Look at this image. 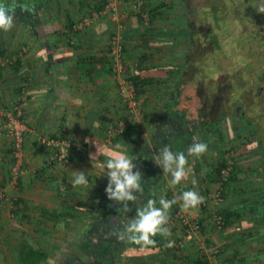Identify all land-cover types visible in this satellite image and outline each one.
I'll return each instance as SVG.
<instances>
[{
  "label": "crops",
  "instance_id": "crops-1",
  "mask_svg": "<svg viewBox=\"0 0 264 264\" xmlns=\"http://www.w3.org/2000/svg\"><path fill=\"white\" fill-rule=\"evenodd\" d=\"M62 2L47 0L42 4L40 1L41 6L30 15L14 17V27L10 31L0 30V108L8 109L26 101L23 122L28 128L25 172L17 189L8 191L10 196L17 197V202L14 206L10 201L5 202L0 210V264H22L31 249L38 250L28 242L30 237L53 236L56 221L61 224L71 212L89 210V207L103 209L99 205L103 202V193L99 194L98 190L106 189L108 184L104 153L121 143L130 155L133 149L129 142L136 139L131 136L128 142L105 141L106 127L118 118L126 121L128 118L120 97L121 83L131 82L135 86L146 119L158 122L161 118L159 122H162V108H166V118H176L178 112L174 110L173 116L168 115L174 98L162 102L160 47L162 43H172V39L162 42V35H159L162 31L153 26L157 20H150L151 25L142 35L139 24L119 31L125 56L122 67H118L111 63L110 40L106 36L111 30L110 24L106 23L108 18L103 16L87 28L74 30L79 33H69L70 24L79 18V7L69 9ZM83 14L86 16L85 12ZM105 28L109 29L106 33ZM184 107L187 105L182 102L178 109ZM187 122L185 131L189 130ZM136 124L140 127L141 120ZM192 133L193 130L190 135ZM41 138L68 139L78 151L68 163L59 164L52 159L53 151L41 144ZM190 138H183L187 140L185 144L174 141L176 145L170 148L181 149L190 143ZM97 148L101 151L91 159ZM11 151V143L0 127V188L8 179ZM193 159L188 158L189 163H195ZM75 171L85 172L87 187H73ZM150 173L153 174L149 172L147 178L142 177L143 194L137 204L146 205L148 200L157 199L145 185L146 179L152 180ZM167 175H162V191L168 189L166 193L162 192V198L172 199L176 192L172 194L171 191L177 185L174 186ZM203 184L201 182V188ZM188 186L200 194L207 192L199 190L198 184L188 183ZM106 203L109 207L114 201L108 199ZM177 206L179 209L180 204ZM202 211L205 210L200 207L184 212L202 219L205 252L198 249L197 241H191L182 249L165 246L162 252L143 255L140 259L138 255L123 256L111 263L96 260L94 264H264V217L258 229L225 228L215 232L209 213ZM181 236L180 231L176 232L168 241H179ZM40 264H46V261Z\"/></svg>",
  "mask_w": 264,
  "mask_h": 264
},
{
  "label": "rangeland",
  "instance_id": "rangeland-1",
  "mask_svg": "<svg viewBox=\"0 0 264 264\" xmlns=\"http://www.w3.org/2000/svg\"><path fill=\"white\" fill-rule=\"evenodd\" d=\"M62 1L64 6H69V9H71V6L79 7V20L85 16L84 12L86 15L94 12L91 10V6L97 0H85L84 6H81L83 0ZM117 1L119 8L118 21H113L110 15L104 16V19L108 18L106 23H109L111 28L106 34L109 40L112 34L114 35L118 31V27L122 31L123 27L133 28L137 24L141 27L142 35L143 30H147L151 25H149L150 17L148 11L161 3H164L167 7L173 6V8L164 9L162 16L158 17L155 24H153L158 29L157 31H162L159 32L162 34L158 33L162 35V42L166 41V39H172V43H162V48L160 47L162 49V102L174 97L179 81H183L184 84L183 89L185 92L183 97H193L187 108L184 107L178 111L176 118H166L164 114L166 108H162V114L164 115L162 122H159L161 118H158V122L149 118L146 119L143 109V117L139 127L140 135L135 142H129L133 149L129 156L136 163L137 169L141 172L144 170L143 166L147 165L148 168V165H150V167H153V171H151L153 174H149L152 180L146 179L147 185H145L148 187L149 193H153L157 197L155 200L157 206H159V199L163 196L162 192L166 193L165 191H168V189L164 191L163 188L162 191V175L164 172L155 164L154 157L165 145L175 146L174 141L185 144L187 140L184 139L191 137L188 145L194 142H203L207 144L208 151L200 159L193 157L195 163H189V175L181 185L173 188L171 193L174 194L176 192L173 197L179 196L183 191L192 190L188 183L191 184L194 179L197 181L196 185H200L199 190L207 191L203 192L204 194H200L205 198L204 203H206V206L202 207L206 209L202 211L204 212L203 214L209 213L210 219H212L215 213L231 212L236 215V219L233 225L227 228H260L263 224L261 219L264 217L262 199L264 195V169L261 167L264 165V102L259 103L260 98L259 100L256 99V103L252 99L242 98L243 107L240 109V113L245 112L250 121L235 117L236 105L240 104L239 98L234 102L235 90H237L238 97L240 89L243 91L242 96H250L242 88L238 89L237 86L235 87L234 84H243L241 81H245V83L249 80L253 81L257 70L260 72L261 69L264 70V27L258 25L255 30L245 32L243 35L240 33L242 31L241 26L236 21H230L226 31L232 29L231 34L235 36H231V39H226L228 37L222 36L223 41H226L229 46H223V51L226 50V53H224V56L218 57V61L223 64V71L226 74L216 76L214 80L213 75H209L208 72L213 71L215 73V64L217 63V56L215 55L220 51L213 50L212 39L210 40L209 38V33L212 31L214 23V16L211 10L219 7L220 13L224 15L228 6L235 8V5L242 4L241 0H184L186 4H184L186 6L184 9L186 8L185 11L188 13V20L185 19L184 5L181 0ZM98 3H103V0H98ZM138 15L143 17L142 23L139 21ZM262 18L264 19L263 15ZM187 21H189L191 26L189 30L188 25L185 24ZM190 29L198 31V36L196 34L198 41L193 43L189 41L188 33ZM108 30V28H105L104 32ZM158 34L155 33V35ZM257 35L258 37L254 43L251 46L250 44L248 45L249 42H253L254 37ZM232 40L239 44L243 43L248 48L245 50L243 57L235 59L238 55L236 53L238 48L232 45V42H230ZM213 56L215 57L213 58ZM165 63L168 64L165 65ZM250 65H254L251 71L248 70ZM201 70L203 71L200 72ZM159 71L161 72L160 69ZM214 83L221 90L220 94H215V96L220 95L226 104L222 106L219 112V116L221 115L219 122L217 120L216 122H211L217 123L214 130H212L204 128L205 119L200 117L201 113L199 112L204 103L203 98L205 97H203V93L207 92V90L214 92L215 89L210 85ZM255 83L258 84V87H261V98L264 97V80L256 79ZM229 85H231V89H234L233 94L232 91L230 94L229 90H225V86ZM256 87L255 90L257 89ZM228 95L229 99L227 100ZM186 122L189 129L193 130L192 135L185 133ZM251 125H253L256 132L252 130ZM184 127L185 130H183ZM188 145L181 149L175 148L171 150L174 152L184 151L187 155ZM188 158L190 159V157ZM137 160H140V162ZM222 163H225L226 166L223 170L228 167L232 168L228 182L232 177L233 179L224 188L222 200H217L215 196L218 193L217 183L221 179V175L217 174V169ZM144 171L142 177L146 176L145 178H147L148 172L145 173ZM106 182L108 183V179ZM201 182H204L203 188H201ZM98 193H103L101 197L103 202L99 204L101 205L100 207L107 209L106 200H108V197L105 188H102V191L98 190ZM94 194L98 195L97 193ZM177 207H179L177 204L173 205L170 213ZM99 210V208L89 207V210L73 211L61 224H55L57 228L53 236L32 235L28 242L34 248L44 249L47 252L46 264H88L89 262L94 264L96 260H105L97 244L105 237L104 225L106 222L103 223V221L99 220L97 223V220L93 221L98 213L100 214ZM205 221L208 222V220ZM224 229L218 230L213 226V231L215 232H221ZM170 230L171 235H176V232H179L176 228H170ZM262 233L264 234V229ZM91 238L92 242H90ZM174 242L177 243L178 241ZM92 256H95V258H92ZM142 256L138 255L137 257L140 259Z\"/></svg>",
  "mask_w": 264,
  "mask_h": 264
},
{
  "label": "trees",
  "instance_id": "trees-1",
  "mask_svg": "<svg viewBox=\"0 0 264 264\" xmlns=\"http://www.w3.org/2000/svg\"><path fill=\"white\" fill-rule=\"evenodd\" d=\"M127 1H129V0H127ZM181 2L183 5L185 4L184 0H181ZM107 3H108V0H103V3H98V0H97L94 3V5L91 6V10L94 12L102 11L105 9ZM241 3L242 4H238L237 6L235 5V8H230L227 4L228 7H227V9H225L226 11H225L224 15H222L220 13L219 7H217V8L215 7L211 10L213 13V16H214L213 17L214 18L213 28H215V26H216V28L215 29L212 28V31L209 33V38H210V40L212 39V45L214 46L213 50L216 49V50L220 51V52L217 51L218 53L215 55V56H217V58H216L217 63L215 64V66H216L215 73H213V71L208 72L209 75H211V76L213 75L214 80L216 79L215 78L216 76H223L224 74H226L223 71V64L220 61H218L219 60L218 57L224 56V53H226V50L223 51V46L224 47L229 46L226 41H223L222 36L228 37L226 39H231L230 38L231 36H235V35L231 34L232 29H230V31L227 30L230 33H228L226 31V27L229 25L230 21L231 20L236 21L241 26L242 31L240 33L243 35L245 32H252L253 30H255V28L258 27V25H260L261 27H264V19L262 18V15L264 17V13H259L257 11L258 7L262 3H264V0H243V1L241 0ZM84 5H85V0H83L81 2V6H84ZM185 5L183 6V11L185 12L186 18L185 17L184 18L186 20H188L189 19L188 13L185 11L186 8L184 9V7H186ZM170 8H173V6L167 7V5H165L164 3L157 5V7L148 11L150 20L155 21L158 17L162 16L164 9H170ZM138 18H139V21L142 23L143 17L141 15H138ZM244 18H246V19H244ZM75 23H76V21H73L70 24L71 27H70L69 33H74V34L79 33V32H74L73 28H74ZM185 24L188 25V30H189V27H191L189 24V21L185 22ZM188 34H189V41L191 43L199 40V39H196V34L198 36L197 30L192 31L190 29ZM250 35H251V33H250ZM257 37H258V35L256 37H254L253 42H249L248 45L250 44V46H251ZM230 42H232V45L234 47L238 48V50L236 51V53L238 55L235 59H239V57H243L245 50L248 48L246 46H244L243 43L239 44L234 40H232ZM122 45H123V51L125 54V47H124L123 41H122ZM260 46L263 49V46L261 44H260ZM215 56H213V58ZM111 61H112L111 63L114 64L113 59H111ZM253 68H254V65H250L248 70L251 71V70H253ZM202 71L203 70H201L200 72H202ZM263 71H264L263 69H261V72L259 70H257L256 74L254 75L255 80H253V81L249 80L246 82L247 84L245 83V81H241V83H243V84H240V83L234 84L235 87L237 86L238 89L242 88L250 96V97H247L246 95L242 96L243 91L240 89V94L238 93L239 94V97H238L237 96V90H235L236 96L234 95V97H235L234 102H235V100L237 101L238 98H239L238 100H240L239 101L240 104L236 105V108H235V117H240L241 119H245V120L250 121V119L245 114V112L240 113V109H241L240 106L243 104L242 98H246L249 100L252 99V100H254V103H256V99L259 100V98H260L259 103L264 102V97L261 98V87L260 86L258 87L257 86L258 84L255 83L256 79H259V80L263 79L264 80ZM259 76H260V78H258ZM214 84H210L215 89L214 92H211V91L209 92L207 90V92L203 93V97H205V98H203L204 103L201 106V111L199 112V113H201V115L199 114L200 117L205 119L203 126L205 128H210L212 130H214L217 123H211V122H216V120L219 122V119L221 118V115L219 116V112H220L222 106L224 104H226L224 102V100H222V97L220 95L215 96V94H220L221 90L218 89V87L216 86L217 85L216 83H214ZM183 86H184L183 81H179L178 85L176 86L175 95L173 97L174 100L172 103V107H170L171 109L168 112V115H170V116L174 115V113H173L174 110L179 111L178 108L182 102L186 105H188V103L192 102V99H193L192 96L183 97L184 92H185V90L183 89ZM229 86H225V90L226 89L229 90L230 94L232 91V94H233L234 89H231L232 88L231 85H229ZM255 87L257 88L256 90H255ZM201 91H203V90H201ZM228 99H229V95L227 97V100ZM238 109H239V111H238ZM251 126H252V130L256 132L253 125H251ZM200 129H201V127H200ZM191 132H192L191 129L186 131V133H191ZM139 135H140L139 126L136 123H133V124L129 123V127H128L127 131L123 134V136L118 137L117 139H114V142L122 141V140H128L129 141L131 136H135V138L137 139ZM136 139H132V140L136 141ZM135 141H133V142H135ZM225 167H226L225 163H222L218 167L217 174L219 176L221 175V172H222L223 168H225ZM261 167L264 169V165H262ZM232 179H233V177H232ZM232 179H230L229 182H231ZM263 180H264V175H263ZM229 182L225 183V187H227V185H229ZM263 186H264V182H263ZM223 193H224V191L222 192V195H223ZM262 199H263V208H264V195H263ZM110 206H112V207L108 212L105 210V208L101 209L100 214L98 213V215H97L98 219H96L97 218L96 217L93 220V221L97 220V223L101 219L104 220L103 222H106L104 225V226H106L105 237L103 239H101L102 241L99 242L100 245L97 244L98 247L100 248L101 255L105 257V260H108L111 263V262L115 261L116 259H120L123 256L158 254V253L162 252V249L165 246H168V241H166L165 239H163L160 236L156 237L157 245L155 247H149V248H143V247H140L138 245L131 244L127 241L118 239L117 235L115 233H118L119 231H121L123 229L124 225L127 224L129 218L135 217L136 211L141 206V204H136V205L129 204V208H131V211L127 212V213L122 210V205L112 204ZM176 210H178V209L173 210L171 212V214L173 215L176 212ZM203 210H206V209L204 208ZM105 213H107L106 216H104ZM221 214L223 215L224 221H225V225L223 228H227V227L233 225V223L235 222L234 220L236 219V215L234 213L224 211ZM122 215H126V217H122ZM56 223H57V221H56ZM90 242H92V238H91ZM24 257L25 258L22 259V264H40L42 261L47 260V254L42 249H38V250L31 249L30 252L27 253ZM92 258H95V256H92Z\"/></svg>",
  "mask_w": 264,
  "mask_h": 264
},
{
  "label": "clouds",
  "instance_id": "clouds-1",
  "mask_svg": "<svg viewBox=\"0 0 264 264\" xmlns=\"http://www.w3.org/2000/svg\"><path fill=\"white\" fill-rule=\"evenodd\" d=\"M23 10L26 6L19 5ZM18 7L16 0L10 5L0 3V30L10 31L14 27L15 10ZM34 10V9H33ZM257 11L264 13V3ZM101 150L90 158L93 159ZM208 146L203 142H194L187 148V155L184 151L174 152L170 146L165 145L154 157L155 164L161 168L164 174L171 177L173 185H180L189 175L188 157L202 158L207 154ZM106 159L103 162L106 169L108 184L105 189L110 201L122 205L124 212H130L129 204L136 205L139 196L143 194L142 173L137 169L136 163L124 150L121 143L115 144L108 152L104 153ZM195 186L197 181L193 179ZM88 179L83 171H75L73 187H87ZM205 202V198L196 190L183 191L179 196L171 200L160 198L159 206L155 200H148L146 205H141L134 218H129L127 224L118 233L117 238L143 248L155 247L156 237L160 236L166 241L171 235L169 228L170 211L173 205L180 204L182 211H195ZM171 246V241H168Z\"/></svg>",
  "mask_w": 264,
  "mask_h": 264
},
{
  "label": "built area",
  "instance_id": "built-area-1",
  "mask_svg": "<svg viewBox=\"0 0 264 264\" xmlns=\"http://www.w3.org/2000/svg\"><path fill=\"white\" fill-rule=\"evenodd\" d=\"M118 1L108 0L104 10L93 12L74 24V30L80 31L91 26L97 19L105 15H110L113 21H118ZM136 7V6H135ZM120 28L117 33L112 35L109 43L110 55L114 63L118 67H122L124 61V51L122 45V37L120 35ZM120 97L127 110L128 118H118L114 123L109 124L105 131V141L113 143L114 139L123 136L129 127V123H137L143 116L142 102L138 99L135 86L131 82L121 83L119 86ZM26 101L22 100L11 108H0V127L4 129L6 137L11 143V157L12 161L9 167L8 179L5 181V186L0 188V210L4 207L5 202L10 201V205L14 206L17 202L16 196H10L8 191L15 190L19 186L21 175L25 172L26 155H25V135L28 132L27 125L23 122L24 109ZM40 142L43 146L53 151L52 159L59 164L68 163L70 157L74 155L78 149L73 142L62 138H41ZM75 150V151H74ZM232 168L228 167L221 172V179L217 183L218 193L215 194L217 200H222V192L225 183L229 180V174ZM206 206L203 203L201 207ZM1 212V211H0ZM169 228L178 229L181 232V240L177 243L171 241V247L184 248L188 242L197 241V247L201 252L206 250V237L204 236V223L199 217L189 215L180 209L172 215L170 213ZM213 225L218 230H223L225 221L221 213H215L212 216Z\"/></svg>",
  "mask_w": 264,
  "mask_h": 264
},
{
  "label": "flooded vegetation",
  "instance_id": "flooded-vegetation-1",
  "mask_svg": "<svg viewBox=\"0 0 264 264\" xmlns=\"http://www.w3.org/2000/svg\"><path fill=\"white\" fill-rule=\"evenodd\" d=\"M42 2V4H43V1L44 2H46L47 0H16V3H17V5H18V7L16 8V10H15V15H14V17H21L22 18V16H27V15H30V13H32L33 12V9L34 10H36L38 7H40L41 6V4L40 3H38V2ZM0 3H3V4H5L6 6L7 5H10L11 3H12V0H0ZM19 5H23V6H26V8H27V10H23ZM241 108L243 107V104L240 106ZM238 111H239V109H238ZM246 114V113H245ZM264 147V146H263ZM149 167L147 168H144V172L145 173H149V172H151V171H153V167H150V165H148ZM143 171H141V173L143 174ZM147 185V184H146ZM145 188V187H144ZM146 190V189H145ZM112 204H116L115 202L114 203H112ZM112 204H110V205H112ZM109 205V207L106 209V211H109L110 209H111V207L112 206H110ZM106 214L107 213H105L104 214V216H106ZM128 215V214H127ZM122 217H126V215H122ZM103 218V217H102ZM102 220V219H101ZM100 220V221H101ZM102 221H104V220H102ZM101 221V222H102ZM104 223V222H103ZM105 228H106V226H105Z\"/></svg>",
  "mask_w": 264,
  "mask_h": 264
}]
</instances>
